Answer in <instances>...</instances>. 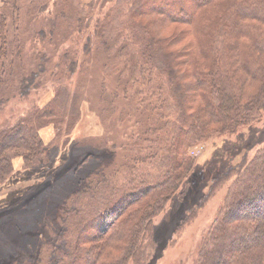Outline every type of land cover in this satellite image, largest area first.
I'll list each match as a JSON object with an SVG mask.
<instances>
[{
	"label": "trees",
	"instance_id": "16d2710c",
	"mask_svg": "<svg viewBox=\"0 0 264 264\" xmlns=\"http://www.w3.org/2000/svg\"><path fill=\"white\" fill-rule=\"evenodd\" d=\"M25 1L3 0L0 5V104L11 96H27L48 71L47 53L36 54L38 66L27 73L21 66L22 41L13 48L11 28L22 22ZM52 1L69 3L34 4V14L47 19V12L50 23L32 33L35 39L52 38L57 25V14L49 9ZM110 3L93 27L107 46L106 61L100 63L103 80L114 75V91L106 92V80L98 91L107 102V115L118 112L123 125L120 132L127 139L119 146L122 160L85 179L74 192L53 257L38 264H147L159 242L155 219L195 169L193 146L236 134L264 114V0H95L83 6L87 17L67 18L63 10L60 19H75L84 32L91 27L83 25L84 19L98 4L103 9ZM168 23L185 24L189 30L167 35ZM86 39L83 48L89 52L93 40ZM65 57L67 75L75 73L79 58ZM82 96L57 88L53 98L0 131V185L14 172V158L21 157L25 167L48 158L40 130L54 124L60 134L64 126L70 131ZM263 144L264 130L255 144L262 146L253 156L245 153L215 174L207 195L188 211L182 226L229 185L197 264H264Z\"/></svg>",
	"mask_w": 264,
	"mask_h": 264
},
{
	"label": "rangeland",
	"instance_id": "374dc122",
	"mask_svg": "<svg viewBox=\"0 0 264 264\" xmlns=\"http://www.w3.org/2000/svg\"><path fill=\"white\" fill-rule=\"evenodd\" d=\"M39 1L24 2L23 20L18 22V26H12L10 36L11 41L16 43L14 49L18 40L23 43L25 58L21 66L27 69V73L37 68L39 59L38 55L35 56L41 51L47 53L48 71L41 78L42 84L27 96H11L14 91L8 94L11 96L9 101L0 104V131L53 98L57 88L68 90L72 97L83 96L79 100V118L70 131L66 133L64 126V133L60 134L61 130L54 124L40 130L48 145V158L44 157L34 167H25L21 157L14 158V172L0 185V264H38L46 261L57 244L58 235L65 231L64 219L71 209L74 192L85 179H93L102 170L110 171L118 165L122 160L119 146L127 139L120 132L123 125L118 119V112L107 115V102L101 100L98 91L105 73H102L100 63L106 61L107 46L94 35L93 26L103 20L113 5L110 3L100 9L98 4L96 10L84 19L83 25L91 27L82 32L84 28L79 29L75 19L74 23L67 20L63 23L61 12L66 10L67 18L69 14V18L87 17L88 12L83 6L95 0L63 1L65 8L52 1L49 9L52 14H57V25L53 28L52 38L42 41L32 35L47 23L50 25L47 12V19L34 14V4ZM164 30L168 35L175 31H188L189 27L168 23ZM87 36L93 40L89 52L83 48ZM189 39L187 36L183 43ZM66 54L79 58L80 62L75 73L70 75H67ZM109 77L107 80L104 78L106 92L112 93L114 75ZM121 94L124 96L123 92ZM130 104L128 99V107ZM262 130L264 114L261 121L243 127L236 134L216 137L193 146L195 169L189 182L155 219L159 242L147 264H197L203 238L224 204L229 185L211 196L197 216L182 226L188 211L207 195L215 174L227 165L237 163L245 153L253 156L262 146L255 145ZM123 173L124 169L118 177Z\"/></svg>",
	"mask_w": 264,
	"mask_h": 264
}]
</instances>
